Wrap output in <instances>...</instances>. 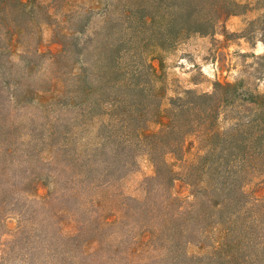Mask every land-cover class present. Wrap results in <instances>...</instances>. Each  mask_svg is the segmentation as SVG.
<instances>
[{
    "label": "trees",
    "instance_id": "1",
    "mask_svg": "<svg viewBox=\"0 0 264 264\" xmlns=\"http://www.w3.org/2000/svg\"><path fill=\"white\" fill-rule=\"evenodd\" d=\"M239 8L110 0L90 35L44 47L43 4L0 0V264H264V93L217 82L164 110L148 59ZM142 156L154 175L134 197Z\"/></svg>",
    "mask_w": 264,
    "mask_h": 264
},
{
    "label": "rangeland",
    "instance_id": "2",
    "mask_svg": "<svg viewBox=\"0 0 264 264\" xmlns=\"http://www.w3.org/2000/svg\"><path fill=\"white\" fill-rule=\"evenodd\" d=\"M45 7L38 15L44 47L53 38L62 40V32L86 24L88 36L101 23V15L110 0H38ZM238 14L224 20L211 35L193 34L180 40L167 50L154 49L149 61L158 68V86L163 90L162 108L167 110L173 99L183 97L187 91L197 94L211 93L217 82L243 81L247 89L264 93V0H236ZM90 7L100 10L88 13ZM48 15V16H47ZM50 23L51 26L46 25ZM56 35V36H54ZM52 47L56 45L52 44ZM24 118V117H23ZM22 119V118H21ZM179 180L174 193L182 200H190V188L178 167ZM154 175V167L146 156L121 184L125 193L142 196V183ZM18 226L16 218L6 223L7 231Z\"/></svg>",
    "mask_w": 264,
    "mask_h": 264
}]
</instances>
